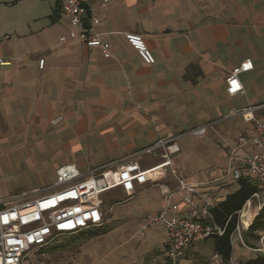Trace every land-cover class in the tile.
I'll return each instance as SVG.
<instances>
[{
  "label": "crops",
  "instance_id": "0c3cea01",
  "mask_svg": "<svg viewBox=\"0 0 264 264\" xmlns=\"http://www.w3.org/2000/svg\"><path fill=\"white\" fill-rule=\"evenodd\" d=\"M61 4L0 0V209L58 189L57 170L66 164L83 175L133 161L146 171L166 161L162 148L146 152L159 139L177 136L179 150L134 195L119 187L103 193L101 226L51 242L26 264H225L212 238L173 263L167 230L142 234L140 223L170 203L184 213L171 168L213 206L238 190L232 168L243 166L250 148L235 158L234 149L255 134V122L234 113L264 104V0H112L99 26L110 58L101 48L59 42L69 30ZM125 33L142 34L156 62L144 63ZM246 59L254 69L240 74L244 92L230 96L226 77ZM58 115L63 120L52 124ZM203 125L204 136L187 134ZM263 206L259 192L241 210L253 216L248 226L241 216L230 264L264 255V230L247 235Z\"/></svg>",
  "mask_w": 264,
  "mask_h": 264
},
{
  "label": "built area",
  "instance_id": "2783aa9c",
  "mask_svg": "<svg viewBox=\"0 0 264 264\" xmlns=\"http://www.w3.org/2000/svg\"><path fill=\"white\" fill-rule=\"evenodd\" d=\"M90 1L62 0L61 12L69 22V30L59 37V42H77L89 48H101L105 57L110 58V43L102 38L99 26L112 0H102L99 7L92 6ZM124 37L144 63L152 65L156 62L155 55L148 48L142 34L125 33ZM5 63L6 60L0 57V70ZM45 64L46 60L40 59V69H44ZM252 69L253 61L246 59L227 75L226 91L230 96L244 92L240 74ZM257 110L264 111V104L234 113L242 115L248 121H254L255 134L238 139L234 158L238 151L246 147L250 148V152L243 166L233 167L232 173L235 179L253 178L260 192H264V115L256 118L254 112ZM62 120L63 116L58 115L52 120V124H58ZM207 128V125H203L187 134L201 137L207 133ZM177 138L170 136L159 139L146 150H164L165 163L153 169L143 171L133 161L116 170L104 169L99 172L98 169L83 175L74 163L66 164L57 170L54 184L58 189L30 201H20L18 198L17 202L0 209V264H26L39 249L57 238L101 226L105 220L102 210L103 193L119 187L127 196H132L137 184L142 185L161 176L166 167L172 164L170 156L179 150ZM171 172L179 182V191L183 193L184 213L179 215V203H170L160 212L146 216L140 223V233L145 234L155 227L165 228L168 232L166 254L174 263L192 243L222 235L225 229L213 221L212 198L202 194L195 184L180 178L176 169L171 168ZM241 212L236 231L240 229ZM218 256L216 253L215 257Z\"/></svg>",
  "mask_w": 264,
  "mask_h": 264
},
{
  "label": "trees",
  "instance_id": "16d2710c",
  "mask_svg": "<svg viewBox=\"0 0 264 264\" xmlns=\"http://www.w3.org/2000/svg\"><path fill=\"white\" fill-rule=\"evenodd\" d=\"M239 188L236 192L228 195L225 200L216 203L212 209L213 221L224 227L222 235H215L213 239L215 251L222 257L225 264H230L232 255L231 237L236 231L239 222V212L256 193L260 192L257 182L250 177L238 179ZM264 230V206L247 230V235L257 239V233ZM240 264H264V255H259Z\"/></svg>",
  "mask_w": 264,
  "mask_h": 264
},
{
  "label": "bare ground",
  "instance_id": "6f19581e",
  "mask_svg": "<svg viewBox=\"0 0 264 264\" xmlns=\"http://www.w3.org/2000/svg\"><path fill=\"white\" fill-rule=\"evenodd\" d=\"M242 215H243V217H244V223H245V225L248 226V224H250V223L248 222V220L246 219V217H247V216L250 217L252 214H251L250 212L244 211V212L242 213ZM252 216H253V215H252Z\"/></svg>",
  "mask_w": 264,
  "mask_h": 264
},
{
  "label": "rangeland",
  "instance_id": "374dc122",
  "mask_svg": "<svg viewBox=\"0 0 264 264\" xmlns=\"http://www.w3.org/2000/svg\"><path fill=\"white\" fill-rule=\"evenodd\" d=\"M69 237V235H65V236H61L59 238L56 239V241H63V240H67Z\"/></svg>",
  "mask_w": 264,
  "mask_h": 264
}]
</instances>
